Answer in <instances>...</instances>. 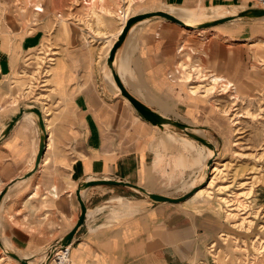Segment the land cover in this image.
<instances>
[{
  "label": "rangeland",
  "instance_id": "obj_1",
  "mask_svg": "<svg viewBox=\"0 0 264 264\" xmlns=\"http://www.w3.org/2000/svg\"><path fill=\"white\" fill-rule=\"evenodd\" d=\"M247 1L224 6L227 10L235 9V16L208 19L201 27L192 28L185 27L179 19L180 22L176 23L156 15L158 12L166 13L169 10L167 6H172H165L159 0H0L1 25L7 29V37H11L15 44L20 35L35 31H41L44 35L41 43L33 50L19 52L21 62H35V68L26 77L27 80L16 82L11 87L10 77H3L0 82V139L3 138L5 125L7 127L20 110L28 109L34 117L32 127L37 153L32 157L33 161L29 162L27 169L17 177L16 182L31 177L41 169L46 173L45 169L50 167L51 163L41 166L46 152L44 141L47 142L48 132L52 133L53 138V129L62 121L61 116L69 114V108L62 105L63 99L57 96L50 80L53 64L59 57L66 55L62 46L66 47V42L71 40L69 26L77 29L80 34L78 42L80 41L81 45L91 46L98 52V66L105 58L117 29L126 18L127 21L138 19L127 33L150 19L169 21L177 29L176 55L171 66L173 74L166 88L167 96L158 99L163 101L162 109H165L164 113L159 115L184 125L186 129L180 130L171 124L161 127L151 124L126 98V101L123 99L119 88L114 86L117 84L112 77L113 88L120 101H124L141 120L152 125L160 133L158 146L155 147L159 154L156 153L154 162L159 172L155 189L157 193L169 198L185 196L183 203L188 201L184 207L198 214L205 213L218 221L220 230L207 248L208 264H211L209 255L215 254L219 255L218 258L214 256L216 264H242L244 253L250 256L253 264H264V15H238L242 11L264 8ZM199 6L201 12L210 15L209 7L214 5L200 4L199 0H188V3L177 8L197 9ZM13 28L16 29V34L11 33ZM65 58L70 59L67 56ZM182 65L187 66L185 71ZM104 70L107 74V67ZM184 73L187 84L182 82ZM218 75L232 78L234 82ZM247 76L250 79L245 81ZM235 79L244 81L235 82ZM189 86L194 94L207 98L206 105L194 104L189 98ZM35 111L40 116L42 111L47 112V129L42 118L38 120L35 117ZM8 119L10 120L6 123ZM186 133L193 134L197 139ZM182 138L190 140L192 144H186ZM200 139L213 145L217 157L213 165L211 164L213 167H210L205 181L198 186L201 190L190 198L195 191H188L190 183L195 181L196 185L201 181L202 168L207 166L210 160L206 159L205 152L201 150L205 146ZM40 146H43V151L36 163ZM52 148L50 145L47 154ZM36 175L38 177V174ZM36 175L25 187L27 190L15 196V207L19 208L15 212L14 208L8 207L9 203H12L11 200L3 201L5 193L9 192L8 187L15 183L8 182L2 189L0 264H27L20 261L21 257L30 259L32 264H50V259L45 263L44 257L51 256L54 244L69 234L78 222L81 209L76 196L77 187L72 194L79 205L74 219L67 221L62 218V221H57L56 215L51 216V211H47L39 202L43 193L40 189V179H36ZM34 185L39 186L37 195L28 207H24L22 202ZM95 186H106L103 192L112 187H91ZM117 194V190L107 192L100 199L104 202ZM135 196L136 199L148 201L138 194ZM80 199L86 210L97 206L94 205L96 203H85L82 192ZM103 202L97 203L98 206L115 205L113 202ZM109 213L108 210L104 211L102 216L109 219ZM85 220L86 217L82 225ZM94 220L95 216L89 218L87 223L90 224ZM2 244L6 246V251L10 252V259L1 250ZM211 244L213 251L210 252ZM61 248L63 247H56L58 250ZM51 264H55L54 260Z\"/></svg>",
  "mask_w": 264,
  "mask_h": 264
},
{
  "label": "crops",
  "instance_id": "obj_2",
  "mask_svg": "<svg viewBox=\"0 0 264 264\" xmlns=\"http://www.w3.org/2000/svg\"><path fill=\"white\" fill-rule=\"evenodd\" d=\"M159 1L165 6L172 5L167 6L169 10L166 12L183 21L232 15L237 11L224 9V6L240 2L199 0L200 4L214 5L209 7L210 15H207L199 10L200 6L197 9L177 8L188 3V0ZM69 29L71 40L62 49L66 50L65 56L70 59L64 55L59 57L52 66L50 77L57 96L63 99L62 105L69 108V114H63L62 121L53 129V138L52 133L48 132L41 166L48 163L51 166L45 169L46 173L41 169L31 177L16 182L37 153L32 127L34 121L30 117L21 118L0 139V193L6 183H15L8 187L9 194L5 193L3 201L11 200L8 207L14 208V212L19 210L15 207V196L25 192L27 184L38 174L36 179H40L43 193L39 202L47 211H51V216L56 215L57 221H62V218L67 221L74 219L79 205L72 194L83 182L120 181L140 187L147 193L160 195L155 190L159 172L154 166L156 153L159 154L155 147L158 146L160 133L118 99V93L113 88L112 73L106 65L110 48L117 39L110 42L105 58L97 66L98 52L78 42L80 34L75 27L69 26ZM12 30L11 33L16 34V29ZM43 36L41 31L30 32L18 36L15 44L11 37H7V29L2 27L0 21V82L3 77H10L11 87L16 82L27 80L26 77L35 68V62H21L19 52L33 50L41 43ZM176 42L177 29L174 24L150 19L130 30L114 55L113 70L125 90L158 114L165 111L162 109L163 101L158 99L167 96ZM181 67L185 71L187 66ZM218 76L233 81L232 78ZM249 79L247 76L245 81ZM182 82L188 83L186 73ZM188 92L196 106L207 104V98L194 94L191 86ZM46 115L47 112L42 111L47 129L49 121ZM167 134L173 137L170 132ZM182 140L192 144L188 139ZM50 145L53 148L47 154ZM201 150L206 154L204 147ZM48 169L50 172H47ZM194 186L195 181H192L189 190ZM105 187L95 186L82 191L84 202L96 203L94 205L97 206L87 209L85 223L72 238L68 247L69 264L209 263L207 248L220 230L214 217L184 207L188 200L184 203L156 202L128 186L113 185L103 192ZM37 190L39 186L34 185L22 202L24 207H28L36 197ZM114 190L118 191L114 198L104 202L100 199L103 194ZM135 194L148 201L136 199ZM100 201L115 205L98 206ZM107 210L110 212L109 219L102 216V212ZM94 216L95 220L87 223ZM214 256L218 258L219 255H213L216 263Z\"/></svg>",
  "mask_w": 264,
  "mask_h": 264
},
{
  "label": "water",
  "instance_id": "obj_3",
  "mask_svg": "<svg viewBox=\"0 0 264 264\" xmlns=\"http://www.w3.org/2000/svg\"><path fill=\"white\" fill-rule=\"evenodd\" d=\"M156 15L161 16L163 18H166L170 21L179 23L180 21L178 19H176L175 17H173L172 15L168 14V13H164V12H158L156 13ZM239 17H247V16H263L264 15V10H249V11H242L241 13L238 14ZM138 19H129L128 21H126L124 28L122 29L120 36L118 38V41L113 45L110 53H109V57L107 60V64L111 70L113 79L115 81V83L117 84V87L119 88L121 95L126 98L131 105L146 119L148 120L151 124L153 125H157L159 127L166 125V124H171L175 127H177L180 130H185L186 127L182 124L176 123V122H171L169 120H167L166 118H163L162 116H160L159 114L155 113L153 110H151L150 108H148L146 105L140 103L138 100H136L134 97H132L123 87V85L121 84L119 78L117 77V75L115 74L112 65L110 64V60L113 58L114 60V55L116 50L118 49V47L120 46V44L122 43L123 39L125 38V35L127 33V31L129 30L130 26L137 21ZM140 20V19H139ZM181 24V23H180ZM183 24V23H182ZM184 25V24H183ZM204 25V24H203ZM185 26V25H184ZM187 27V26H185ZM24 110H20L19 113L14 116L11 121L9 122V124L7 125V127L5 128V134L11 129V127L14 125V123H16L18 121V119L22 116ZM35 113L37 114V116H39V120H41V116L38 114L37 111H35ZM157 114L159 115L162 119V121H154L152 120L151 114ZM188 136L193 137L194 139H197V137H195L193 134L191 133H186ZM199 140V139H198ZM200 141L202 142V140L200 139ZM43 143V142H42ZM43 151V146H40L39 148V152L37 154V158H36V163L38 162L41 153ZM93 185H107V186H113V185H124V186H128L131 187L143 194H145L149 199L156 201V202H167V203H180L183 202L185 200V196L180 197V198H169L163 195H156V194H151V193H147L146 191H144L143 189H141L140 187L131 185L129 183H125V182H120V181H113V180H98V181H89V183L85 184V189H87L88 187H91ZM84 189V190H85ZM80 189L79 187H77V191H76V196H77V200L80 204V216L78 219V222L76 223L75 227L73 228V230L67 234L66 236L62 237L61 239H59L55 244H54V248L56 249L57 246H62L63 248H61L60 250H63L64 248H66L67 245H70L71 240L75 234V232L78 230V228L82 225L84 218H85V212H86V208L84 207L81 199H80Z\"/></svg>",
  "mask_w": 264,
  "mask_h": 264
},
{
  "label": "bare ground",
  "instance_id": "obj_4",
  "mask_svg": "<svg viewBox=\"0 0 264 264\" xmlns=\"http://www.w3.org/2000/svg\"><path fill=\"white\" fill-rule=\"evenodd\" d=\"M167 13V12H166ZM169 14V13H168ZM171 15V14H170ZM235 15H237V13H235V14H232V15H230V16H235ZM173 16V15H172ZM173 17H175V16H173ZM223 17H226V16H223ZM176 18V17H175ZM218 18H222V17H217V18H210V19H218ZM178 19V18H177ZM180 20V19H179ZM208 19H203V20H198V21H183V20H181L182 22H183V24L185 25V26H187V27H192V28H195V27H201L204 23H206V21H207ZM126 21H127V18L123 21V23H122V25L120 26V28H119V30L117 31V34H116V36L114 37V39H116L117 37H118V35H120V33H121V31H122V29H123V26H124V24L126 23ZM145 22V21H144ZM131 31H132V29H131ZM115 42V41H114ZM112 46V45H111ZM111 49V48H110ZM113 58L110 60V64L112 65L113 64ZM218 81V80H217ZM124 98V97H123ZM125 99V98H124ZM34 115H35V117L39 120V116H37V114H35L34 113ZM24 116H28V117H30L31 119H33L34 117H33V115H32V113H30L29 111H28V109H24V112H23V114H22V117L21 118H23ZM151 117H152V120H154V121H162L161 119V117L159 116V115H157V114H151ZM41 118H42V115H41ZM40 118V119H41ZM42 121H43V118H42ZM6 128V127H5ZM5 128L3 129V131H2V137L5 135ZM196 130H194V132H195ZM43 142V141H42ZM44 143L46 144V142L44 141ZM202 143H203V146H205V151H206V159H210L208 162H207V166H203V168H202V176H200L201 177V181L198 183V184H196L194 187H192L190 190H192V189H195V191L194 192H192V195L190 196V198L193 196V195H195L199 190H201V188H198V186L201 184V183H203L204 181H205V178H206V175H207V173H208V171H210L211 170V168L210 167H213V166H211V164L213 165V162H215L216 160V157H217V153H216V150H215V148L213 147V145H211L208 141H206V140H202ZM210 168V169H209ZM86 183H89V181H87V182H83V183H81V184H79L78 185V187H79V189H80V191L82 192L84 189H85V184ZM203 189V188H202ZM189 190V191H190ZM80 192V193H81ZM0 194H2V192L0 193ZM81 195V194H80ZM189 198V199H190ZM86 215H87V210H86V212H85V217H86ZM66 247H69V245H67ZM2 249V251H3V253L5 254V256L8 258V259H10V257L8 256V254L10 253V252H8V251H6L7 250V248H6V246H4V244H2V247H1ZM11 251V250H10ZM59 250L58 249H52V251H51V256H48V258H46V257H44V262L45 263H47L48 262V260L50 259V262L52 261V260H54V258H55V253L56 252H58ZM45 252H46V250H45ZM41 258V257H40ZM48 259V260H47ZM22 263H27V264H32V263H30L29 262V260H26V259H24L23 257H21V260H20Z\"/></svg>",
  "mask_w": 264,
  "mask_h": 264
},
{
  "label": "built area",
  "instance_id": "obj_5",
  "mask_svg": "<svg viewBox=\"0 0 264 264\" xmlns=\"http://www.w3.org/2000/svg\"><path fill=\"white\" fill-rule=\"evenodd\" d=\"M239 1L242 2L244 0H239ZM247 3H253V4H256L257 6H259L261 8H264V0H248ZM212 247H213V244H211L209 246L210 252L213 251L211 249ZM261 250L263 251V249H261ZM210 257H211V264H216L213 260V256L210 255ZM250 260H251L250 256L244 253L242 264H253L252 261H250ZM54 263L55 264H69L68 247L64 248L63 250H59L58 252L55 253ZM200 264H208V263L202 262Z\"/></svg>",
  "mask_w": 264,
  "mask_h": 264
}]
</instances>
